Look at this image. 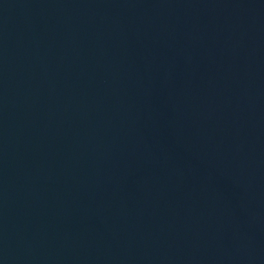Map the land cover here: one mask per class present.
I'll list each match as a JSON object with an SVG mask.
<instances>
[{"label": "water", "instance_id": "95a60500", "mask_svg": "<svg viewBox=\"0 0 264 264\" xmlns=\"http://www.w3.org/2000/svg\"><path fill=\"white\" fill-rule=\"evenodd\" d=\"M0 264H264V0H0Z\"/></svg>", "mask_w": 264, "mask_h": 264}]
</instances>
